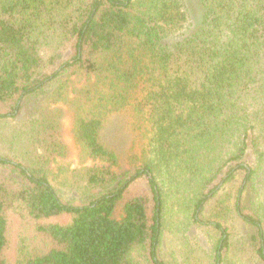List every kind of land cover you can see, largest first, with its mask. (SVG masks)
Returning a JSON list of instances; mask_svg holds the SVG:
<instances>
[{
	"label": "trees",
	"instance_id": "1",
	"mask_svg": "<svg viewBox=\"0 0 264 264\" xmlns=\"http://www.w3.org/2000/svg\"><path fill=\"white\" fill-rule=\"evenodd\" d=\"M69 135L110 164L79 205L50 179ZM0 170V264H169L194 227L209 264H264V0H0Z\"/></svg>",
	"mask_w": 264,
	"mask_h": 264
},
{
	"label": "rangeland",
	"instance_id": "2",
	"mask_svg": "<svg viewBox=\"0 0 264 264\" xmlns=\"http://www.w3.org/2000/svg\"><path fill=\"white\" fill-rule=\"evenodd\" d=\"M195 13V10L192 9ZM196 14V13H195ZM23 115L19 121H25ZM70 127V125H69ZM107 139L111 146L116 149L120 157V167L112 166V171L121 172L131 168L129 162L131 136L128 120L124 116L110 118L107 124ZM70 150L69 158L57 157L50 165V179L61 199L70 204L79 205L85 203L96 193L95 188L89 184V172L91 169H108L109 162L94 161L85 157L80 148L74 142L71 135L66 138ZM4 172L0 170V183L3 182ZM139 189L151 193L150 186L146 181L139 182L134 190ZM67 216L64 223L71 221ZM210 229L194 227L190 233H186L184 241L166 239L161 249V256L169 264H209L212 247L217 235ZM32 231L31 226L24 219L14 215L10 222V245L8 254L14 256L20 242L27 238ZM30 236V235H29ZM201 259H206L202 262Z\"/></svg>",
	"mask_w": 264,
	"mask_h": 264
},
{
	"label": "water",
	"instance_id": "3",
	"mask_svg": "<svg viewBox=\"0 0 264 264\" xmlns=\"http://www.w3.org/2000/svg\"><path fill=\"white\" fill-rule=\"evenodd\" d=\"M221 185H222V184H221ZM221 185H220V186H221ZM220 186H219V187H220Z\"/></svg>",
	"mask_w": 264,
	"mask_h": 264
}]
</instances>
